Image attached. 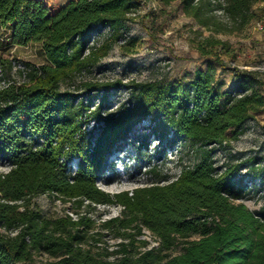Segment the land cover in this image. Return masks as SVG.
Returning a JSON list of instances; mask_svg holds the SVG:
<instances>
[{
  "label": "trees",
  "instance_id": "16d2710c",
  "mask_svg": "<svg viewBox=\"0 0 264 264\" xmlns=\"http://www.w3.org/2000/svg\"><path fill=\"white\" fill-rule=\"evenodd\" d=\"M157 1L178 2L214 33L242 30L264 2ZM140 6L141 0H0V24L11 42L37 43L46 58L29 81L0 88V161L12 165L0 172V264H264V205L251 210L239 201L249 191L242 171L264 166L256 168L254 158L217 165L214 158L217 147L244 133L252 112L264 109L257 73L235 68L238 83L230 93L217 85L211 63L167 84L118 78L62 89L108 53L110 44L101 52L90 45L93 35L109 27L120 39ZM221 7L226 19L215 13ZM215 46L224 49L226 42L209 36L201 49L209 54ZM122 89L128 101L108 111L111 92ZM239 92L246 93L234 96ZM146 119L159 140L189 142L195 163L165 184L161 178L132 194L105 192L97 181L102 162ZM91 121L105 123L94 141L86 133ZM46 193L72 201L76 218L45 216L33 199ZM100 204L123 208L97 223L89 214ZM145 231L153 242L141 238ZM105 232L118 239L114 246Z\"/></svg>",
  "mask_w": 264,
  "mask_h": 264
},
{
  "label": "rangeland",
  "instance_id": "374dc122",
  "mask_svg": "<svg viewBox=\"0 0 264 264\" xmlns=\"http://www.w3.org/2000/svg\"><path fill=\"white\" fill-rule=\"evenodd\" d=\"M254 11L256 17L242 30L214 33L201 26L193 17L187 16L178 2L164 6L157 0H141V6L132 14V19L125 22L123 37L117 39L116 35L103 33L95 47L101 52L100 46L110 44L108 53L85 72L77 75L73 82L63 84L62 89L76 90L86 81L118 78L127 83L135 80L167 84L188 80L198 68L206 69L211 63L215 65L216 83L222 91L230 93L236 88L238 81L235 68H239L257 73L262 80L257 88L264 93V34L256 29L262 3L256 4ZM209 36L224 40L226 48L208 47L211 52L205 54L201 45L205 44ZM11 61H16V64L11 66ZM45 62L46 58L39 44H14L10 39V31L0 26V73L2 72L8 83L22 84L29 81L32 69ZM20 64L27 67L26 77L21 72ZM129 94L128 89L112 91L108 97V111L119 110L128 101ZM98 101L99 97H95V104ZM104 126V122L91 121L86 126L87 138L94 141ZM153 132V123L146 119L138 124L128 137L117 143V147L113 148L99 168L97 181L102 190L111 195L123 191L132 194L134 189L150 185L161 178L167 179L162 181V184L174 180L182 168L195 163L196 152L189 142L174 144L172 141L159 140V136ZM119 146L121 151L116 150ZM214 158L217 165L254 158L256 168H262L264 109L252 112L245 123L244 133L237 140L217 147ZM76 165L77 160H73L71 169L74 172ZM150 167H154L153 172L149 171ZM6 170L8 166L0 163V172ZM243 172L249 174L247 182L250 181L249 178L255 179V186L251 187L248 183L249 191L239 201L251 210H257L264 205V172L253 168ZM33 203L48 217L65 214L75 218L77 216L72 201H63L49 193L35 197ZM122 208L120 204H100L96 205L89 215L100 223L103 219L120 215ZM106 232L104 240L114 246L118 239ZM141 238L154 241L149 231H145Z\"/></svg>",
  "mask_w": 264,
  "mask_h": 264
},
{
  "label": "built area",
  "instance_id": "2783aa9c",
  "mask_svg": "<svg viewBox=\"0 0 264 264\" xmlns=\"http://www.w3.org/2000/svg\"><path fill=\"white\" fill-rule=\"evenodd\" d=\"M223 6H226V0H218ZM262 3V12L260 13L259 15V18L256 22V29L259 31V32H262L264 34V2H261ZM215 13L222 17V18H226V13H225V8L224 7H221V8H218L215 10ZM134 14V13H132ZM1 26V25H0ZM103 33H108L110 34V28L109 27H104L101 29L100 32H96L93 37L91 38V41H90V45H95V43L99 40V38L101 37V35ZM13 64H16V61H13ZM20 67H21V72L22 74L24 75V77L27 76L28 74V70H27V67L26 65L22 66L20 64ZM261 69V67L259 68ZM1 71V70H0ZM11 83H8L6 81V79L3 77V74L2 72L0 73V88H5L7 86H9ZM246 92H239V93H235L234 96H238V97H241L245 94ZM0 163H3L5 165L8 166V170H6L5 172H8L12 165L9 163V162H6V161H0ZM248 183L251 184V186L253 185V182L252 181H249Z\"/></svg>",
  "mask_w": 264,
  "mask_h": 264
}]
</instances>
